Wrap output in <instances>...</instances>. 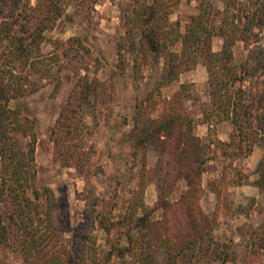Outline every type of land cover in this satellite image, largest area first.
I'll use <instances>...</instances> for the list:
<instances>
[{
    "label": "rangeland",
    "instance_id": "374dc122",
    "mask_svg": "<svg viewBox=\"0 0 264 264\" xmlns=\"http://www.w3.org/2000/svg\"><path fill=\"white\" fill-rule=\"evenodd\" d=\"M152 1L60 0L63 12L54 26L44 33L40 44V53L44 55L60 54L69 39L78 40L87 50L77 69L79 74H86L91 79V85L96 89L95 96L91 97L92 106L84 113V122L91 130L88 142L93 146V152L82 172L54 158L48 135L59 109L74 87L75 77L64 67L66 61L62 56L49 70L53 80L58 78L56 90L53 81L37 71L28 75V80L34 81L38 89L9 101L10 108L18 109L21 116L33 122V185L40 192L48 188L53 199L51 218L57 238L54 245L51 241L47 243L46 253L61 248L67 262L64 252L70 258L77 254L73 232L85 221L84 212L92 198L96 200L95 216L109 222L119 220L126 212L140 183L143 184L140 195L143 204L147 207L155 204L165 164L157 159L158 153L153 147L140 148L133 153L129 131L136 112L142 117L153 118L158 112L157 103L178 94L177 107L191 116L193 133L204 143L214 142L209 145L211 159L201 174L197 204L204 213L217 216L213 235L229 246L225 264H263L264 247L256 248L253 242H257L256 232L264 230V187L259 189L253 181L264 148L253 142L243 158L230 160L233 165H228L229 159L220 154L215 144L218 140H229L232 126L213 110L210 78L202 58H197L188 68L185 67L188 66L187 52L180 54V36L190 18L204 12L203 22L210 29L207 50L218 52L226 37L230 40L232 61H243L252 49L264 43V30L254 28L256 35L247 39L240 33L242 14L252 7L254 0ZM150 4L155 7L156 18L152 25L161 48L157 55H152L139 37L140 17H144V9ZM73 52V49L68 52V58H72ZM168 52L180 54L178 61L182 70L166 81L163 65L166 66ZM203 110L210 111L206 121L202 119ZM235 168L239 173H235ZM238 174L241 175L238 177ZM171 177L167 183L162 180L163 186H172L166 197L170 203L185 190L182 180L173 181ZM40 205L43 209L42 198ZM238 206L244 208L243 213H236ZM0 210H3L1 204ZM163 216L169 220L168 236H176L180 213L176 211L171 215L158 209L150 218L156 220ZM90 221H86V231L91 238L88 252L91 261L85 264H104V255L111 244L122 246L126 240L123 235L118 237L114 229L106 237L96 223ZM128 257L120 258L113 253L106 264H122ZM0 264H21L20 257L15 251L0 246Z\"/></svg>",
    "mask_w": 264,
    "mask_h": 264
},
{
    "label": "trees",
    "instance_id": "16d2710c",
    "mask_svg": "<svg viewBox=\"0 0 264 264\" xmlns=\"http://www.w3.org/2000/svg\"><path fill=\"white\" fill-rule=\"evenodd\" d=\"M154 8L152 4L145 7L144 17H140L139 37L146 49L152 55H157L161 48L152 25L156 18ZM62 12L60 0H33V3L30 0H0V204L3 207L0 210V246L15 251L21 264H85L91 261L88 256L91 238L86 231V221L91 220L90 223H96L106 237L114 229L118 237L123 235L126 240L122 246L111 244L104 255V264L113 253L120 258L129 256L122 264H225L229 257V246L213 235L217 216L204 213L197 204L201 174L211 159L209 145L214 142L204 143L193 133L191 116L183 108L180 110L177 107L178 94L157 103L158 112L153 118L142 117L140 112H136L129 131L133 153L148 146L157 150V159L163 161L167 169L162 170L159 166L164 182L167 183L170 176L173 181L184 182L185 190L178 199L168 202L166 197L172 186H163L161 180L155 204L147 207L141 200L143 184L140 183L126 212L119 220L109 222L95 216L96 200L92 198L84 212L85 221L73 232L77 254L70 258L64 252L67 262L61 248L46 253L47 243L51 241L54 245L57 238L51 218L53 199L48 188L40 192L33 185V122L8 104L10 100L38 89L34 81L28 80V75L37 71L53 81L56 90L58 78L53 80L49 70L62 56L66 61L64 67L75 77L74 87L59 109L48 135L54 158L65 166H74L79 172L83 171L93 152V146L88 142L91 130L84 122V113L88 106H92L91 97L95 96L93 93L96 89L91 85V79L86 74H79L77 69L83 52L87 50L78 40L69 39L60 54L40 53L44 33L54 26ZM202 13L192 16L181 34L180 54L182 56L187 52L188 66L185 67L188 68L195 64L197 58H202L210 78L209 95L215 104L213 110L232 126L229 140H218L215 144L220 154L229 159L230 166L233 165L230 160H240L248 153L251 143L264 148V43L252 49L241 62L232 61L230 40L226 37L220 50L211 52L207 50L210 29L203 22ZM254 28L264 30V0H254L252 7L242 14L240 33L245 39L256 35ZM72 49L74 52L70 59L68 52ZM180 54L168 52L165 57L163 71L166 81L182 70L178 61ZM244 82L245 85L242 84ZM208 116L210 111L203 110L202 119L206 121ZM254 172L257 177L253 184L262 189L264 154ZM235 173L239 172L236 170ZM41 198L44 201L43 209ZM158 209L171 215L176 211L180 213L176 236H168L167 216L156 220L150 218ZM137 210L140 214H136ZM236 211L241 214L244 208L238 206ZM256 235L257 242H253V245L256 248L264 247V230L262 233L256 232Z\"/></svg>",
    "mask_w": 264,
    "mask_h": 264
}]
</instances>
